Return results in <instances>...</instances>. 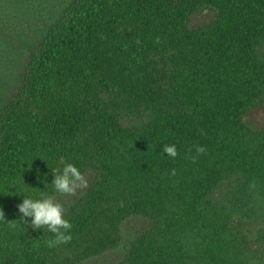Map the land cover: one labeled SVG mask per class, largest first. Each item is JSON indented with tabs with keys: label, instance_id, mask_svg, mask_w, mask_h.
<instances>
[{
	"label": "trees",
	"instance_id": "16d2710c",
	"mask_svg": "<svg viewBox=\"0 0 264 264\" xmlns=\"http://www.w3.org/2000/svg\"><path fill=\"white\" fill-rule=\"evenodd\" d=\"M66 163L49 248L17 206ZM132 218L114 264H264V0H0V264H86Z\"/></svg>",
	"mask_w": 264,
	"mask_h": 264
},
{
	"label": "clouds",
	"instance_id": "9594fccd",
	"mask_svg": "<svg viewBox=\"0 0 264 264\" xmlns=\"http://www.w3.org/2000/svg\"><path fill=\"white\" fill-rule=\"evenodd\" d=\"M204 147L196 149L197 154L205 153ZM162 154L175 159L178 155L175 144H165ZM63 163V161H61ZM53 180L51 186L56 194H74L80 187L86 186L85 178L81 170L72 163L63 164V167L51 169ZM173 175L175 171L173 170ZM47 185V176L41 181ZM18 194H23L17 189ZM22 203L18 207L21 214V221L25 225H30L33 230L47 228V231L53 234V238L47 241L49 248L65 244L72 239L71 230L73 225L64 218V207L62 203L57 202L56 196L41 191L38 195H24ZM30 218V219H29Z\"/></svg>",
	"mask_w": 264,
	"mask_h": 264
},
{
	"label": "rangeland",
	"instance_id": "374dc122",
	"mask_svg": "<svg viewBox=\"0 0 264 264\" xmlns=\"http://www.w3.org/2000/svg\"><path fill=\"white\" fill-rule=\"evenodd\" d=\"M214 18L213 12L211 11H201L191 18V27L201 26ZM263 121L258 119L255 123L256 128L262 127ZM82 190V187L78 188L74 194H64L56 198L57 202L62 203L63 207L65 205L73 202L78 196V193ZM147 221L143 218H132L127 220L122 224V235L123 240L114 251L108 254L94 259L86 264H114L116 263L125 253L128 242L133 239L140 230H145Z\"/></svg>",
	"mask_w": 264,
	"mask_h": 264
}]
</instances>
